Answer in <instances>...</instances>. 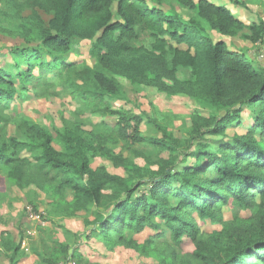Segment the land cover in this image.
<instances>
[{"label":"trees","instance_id":"obj_1","mask_svg":"<svg viewBox=\"0 0 264 264\" xmlns=\"http://www.w3.org/2000/svg\"><path fill=\"white\" fill-rule=\"evenodd\" d=\"M114 1L58 0L60 32L48 34L43 47L12 51L24 60L27 74L21 71L13 75L0 68V122L6 121L5 112L12 111L10 102L17 77L33 83L39 97H48L59 84L85 107L120 115L116 126L106 124V129L126 134L130 118H125L123 110L110 109L107 100L124 98V88L109 71L120 64L122 54L131 53L138 49L137 44L144 45L149 39L163 45L170 44L169 39L195 46L194 56L185 53L183 59L193 66L197 64L203 72L205 88L200 95L214 103L216 115H192L188 141L174 137L163 127L162 137L152 142L160 150L168 151L170 157L160 159L155 169L138 167L139 178L111 173L103 165L92 167L90 141L78 125L67 122L56 129L64 146V151H60L53 144V131L19 116L23 140L2 138L0 134V169H6L4 178L15 184L26 178L54 193L61 202L65 200L63 193L72 190L76 207L85 208L88 203L106 205L105 213L98 214L90 225L86 238L92 232H102L105 237L116 235L118 241L135 247L139 244L134 235L150 227L162 230L160 237L169 233L159 251L173 259L180 256L183 264H264V66H255L249 56L231 51L224 41L205 35L203 26L205 22L222 34L234 36L246 24L226 6L210 0H184L197 9V16L188 21L152 8L146 0H120L119 22L110 23L101 12ZM91 15L100 18L99 29L104 27L103 34L90 48L96 62H69L56 55L71 52L77 43L66 24ZM249 28L255 36L252 39L257 41L264 33V21ZM46 48L52 59L45 58ZM27 50L31 53L26 54ZM17 67L20 69L18 63ZM35 67L43 72L57 67L58 82L37 77ZM245 108L250 110L252 119L247 132L235 133L219 142L217 150L211 149L206 136L226 135L227 127L239 122ZM9 117L17 120L18 115L13 112ZM24 151L30 158L21 155ZM188 158L195 159V163L187 162ZM237 207L249 210L250 214H235L233 220L226 221L225 208ZM205 219L222 224L223 228L206 232L200 227V221ZM186 240L193 244L190 256L179 251ZM151 242L141 245L146 248ZM75 255L68 244L59 245L50 254L56 258ZM48 261L55 264L52 259Z\"/></svg>","mask_w":264,"mask_h":264},{"label":"rangeland","instance_id":"obj_2","mask_svg":"<svg viewBox=\"0 0 264 264\" xmlns=\"http://www.w3.org/2000/svg\"><path fill=\"white\" fill-rule=\"evenodd\" d=\"M119 1L112 2L101 12L110 23L120 18ZM193 1L198 3L199 0ZM210 1L226 6L246 24V28L230 36L204 22L205 35L215 41H224L231 51L249 56L255 66H264V33L260 39L254 41L252 38L255 36L249 28L264 21V0ZM146 2L152 8L174 13L185 21L197 16V9L187 5L184 0ZM57 3L58 0H0V68L13 75L21 71L27 74V67L22 64L24 60L14 56L12 51L43 47L48 34L55 35L60 32L59 27L62 24L58 20ZM72 21L74 22L66 26L68 33L74 34L77 40L74 49L68 53L55 54L64 56L69 62L87 61L94 64L96 59L90 55V48L103 34L104 27L99 29L97 24L100 18L95 19L91 15ZM168 41L171 45L150 42V39L144 45L137 44L138 49L122 54L120 64L109 71L124 88V98L109 97L107 100L110 109L123 110L126 112L125 118H130L126 134L112 133L106 129V124L109 127L116 126L120 115L85 107L72 97L67 88L58 84L59 87L48 97H39L33 83L14 77L16 89L10 102L12 111L5 112L7 119L0 122L1 137L23 140L25 136L18 127V119L19 116L27 117L53 131L54 146L64 151L62 142L56 136V129L72 122L83 129V135L90 141L89 156L92 167L103 165L111 173L126 178L130 175L139 178L141 171L138 167L155 169L160 159L170 157L168 151L160 150L152 142L154 138L162 137L163 127L174 137L188 141L192 115L210 116L217 113L214 103L200 95L205 88L203 72L197 64L193 66L189 60L183 59L185 53L194 56L195 46L175 40ZM45 52V58L52 59L47 48ZM30 53V50L26 51V54ZM57 72V67L44 72L40 68H34V75L45 76L54 83L59 80ZM13 112H16V117L18 115L17 120L9 117ZM251 121L250 110L245 108L239 122L227 127L226 135H208L205 141L211 149L217 150L219 142L230 139L235 133H246ZM21 155L30 158V154L25 151ZM188 159L190 164L195 163V159ZM0 173V264H53L48 261L50 259L55 264H183L180 256L173 259L159 251L169 239V233L160 237L158 233L162 230L148 227L143 233L134 235L139 244L135 247L118 241L116 235L105 237L102 232H92L86 238L90 225L98 214L105 213L106 205L88 203L85 208L76 207L73 205L72 190L63 193L65 200L61 202L54 193L41 189L26 178L21 184L7 182L4 178L5 167L0 169ZM235 214L246 217L250 211L241 207L225 208L226 221L233 220ZM195 217L197 218L196 215ZM222 226L209 219L200 221L201 229L206 232L221 230ZM130 235L127 233L128 237ZM184 239H187L186 236ZM149 241H152L149 248L141 245H148ZM61 244H68L76 255L67 258L50 256L53 249ZM158 244L161 248L157 247ZM150 248L158 250L153 252ZM192 249L193 244L186 240L179 251L190 256Z\"/></svg>","mask_w":264,"mask_h":264}]
</instances>
